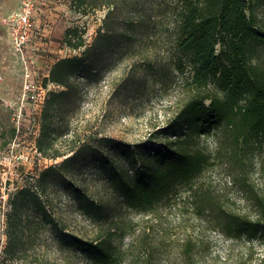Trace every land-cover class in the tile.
Returning a JSON list of instances; mask_svg holds the SVG:
<instances>
[{
	"label": "rangeland",
	"instance_id": "obj_1",
	"mask_svg": "<svg viewBox=\"0 0 264 264\" xmlns=\"http://www.w3.org/2000/svg\"><path fill=\"white\" fill-rule=\"evenodd\" d=\"M20 3L0 0V264H23L7 259L4 248L10 196L28 184L39 187L55 217L68 230L87 238H96L109 229L116 231V243L124 253L121 264H264V235L252 239L228 236L220 220L223 208L258 217L257 195L264 197V147L254 165L248 167L247 176L212 158L194 180L206 195L200 198L180 190L148 210L123 202L89 150L82 149L63 164L71 153L46 157L40 152L37 138L45 97L50 90L62 88L56 83L44 86L43 77L58 58L85 50V46L69 47L64 32L69 26L86 25V42L92 43L107 10L84 15L70 9V0H41L35 17L36 62L27 68L13 50L5 23V17ZM257 14L264 24V2L260 0ZM172 28V18L158 14L149 30L138 34L129 49L133 51L116 47L118 54H109L100 75L87 83L78 116L88 126L85 133L91 149L107 150L109 137L129 143L148 139L185 103L190 95L184 84L189 68L183 73L171 62ZM145 57L153 65L146 63ZM167 62L170 64L164 68ZM27 71L39 88L36 99L29 97L24 87ZM82 130L79 133L83 134ZM200 145L214 152L216 137L203 135ZM50 167L54 169L42 178ZM61 175H66L67 183L60 180ZM92 201L101 203L103 210L92 214ZM190 239L193 244L189 251L186 243ZM39 252L53 263L80 258L78 251L56 237L44 241Z\"/></svg>",
	"mask_w": 264,
	"mask_h": 264
},
{
	"label": "trees",
	"instance_id": "obj_2",
	"mask_svg": "<svg viewBox=\"0 0 264 264\" xmlns=\"http://www.w3.org/2000/svg\"><path fill=\"white\" fill-rule=\"evenodd\" d=\"M258 2L70 0V9L84 15L107 12L90 44L85 38L86 25L69 26L64 32L69 47L85 46V50L58 58L43 77L44 86L56 83L62 88L50 90L45 97L37 138L40 152L46 157L71 153L63 164L82 149L89 150L123 202L139 210H148L180 190L200 198L206 195L194 180L212 158L247 176L248 167L254 165L264 147V24L257 14ZM158 14L172 18L171 62L183 73L189 68L184 84L190 95L148 139L129 143L109 137L107 150L91 149L85 133L88 126L78 116L86 85L100 75L109 54H118L116 47L133 51L129 49L138 34L148 31ZM147 58L146 63L153 65ZM169 64L164 63V68ZM203 135L216 137L214 152L200 145ZM51 169L43 171L42 178H47ZM65 176L60 180L67 183ZM38 188L28 184L10 196L4 248L7 259L23 264H121L124 253L116 243V231L109 229L96 238H87L68 230ZM257 204L256 218L223 208L220 220L224 233L249 239L264 235V197L257 195ZM102 210L101 203L91 202L92 214ZM49 237L78 251L79 260L50 262L45 253L39 252ZM192 244L191 239L186 243L189 251Z\"/></svg>",
	"mask_w": 264,
	"mask_h": 264
},
{
	"label": "built area",
	"instance_id": "obj_3",
	"mask_svg": "<svg viewBox=\"0 0 264 264\" xmlns=\"http://www.w3.org/2000/svg\"><path fill=\"white\" fill-rule=\"evenodd\" d=\"M41 0H21L18 9L5 17L12 47L25 67L35 65V46L37 38L36 13ZM25 90L29 97L36 99L38 86L32 78L31 72L25 74Z\"/></svg>",
	"mask_w": 264,
	"mask_h": 264
}]
</instances>
